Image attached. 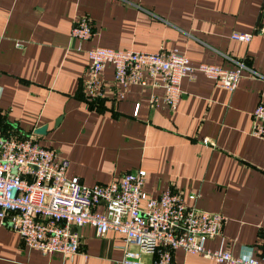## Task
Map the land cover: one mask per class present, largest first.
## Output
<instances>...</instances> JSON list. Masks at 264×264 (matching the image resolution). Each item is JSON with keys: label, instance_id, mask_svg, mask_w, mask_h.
Here are the masks:
<instances>
[{"label": "crops", "instance_id": "1", "mask_svg": "<svg viewBox=\"0 0 264 264\" xmlns=\"http://www.w3.org/2000/svg\"><path fill=\"white\" fill-rule=\"evenodd\" d=\"M80 16L90 22L88 40L70 35ZM232 31L252 36L245 43L231 39ZM93 45L175 48L190 65L244 67L232 91L198 71L183 77L170 110L151 79L121 91L105 65L103 94L90 106L82 81L85 50ZM258 103H264V0H0V132L31 135L67 159L65 177L84 185L143 170L148 195L178 191L186 204L223 214L220 233L204 246L232 256L257 257L264 243V141L249 134ZM40 126L45 132L34 133ZM79 235L71 257L42 254L0 222V264L120 263L122 234L98 236L84 224ZM170 264L228 263L177 248Z\"/></svg>", "mask_w": 264, "mask_h": 264}, {"label": "built area", "instance_id": "2", "mask_svg": "<svg viewBox=\"0 0 264 264\" xmlns=\"http://www.w3.org/2000/svg\"><path fill=\"white\" fill-rule=\"evenodd\" d=\"M70 35L88 40L92 35L89 20L76 18ZM229 36L247 43L252 35L232 31ZM85 52L88 64L82 91L87 100L102 96L100 73L109 65L112 84L119 85L121 91L132 84L146 85L151 79V85L162 89V103L170 110L180 98L183 77L198 71L216 86L232 91L244 67L241 62L232 69L211 63L190 65L186 55L175 48L146 51L93 45ZM155 100L151 95V103ZM136 112L137 106L132 114ZM251 117L249 134L264 141V103L254 107ZM67 165V159L39 145L31 135L0 132V222L27 248L71 257L78 251V228L89 224L98 236L108 230L122 234L119 264H170L171 253L177 248L216 262L264 264V243L257 257L232 256L228 251L206 248L204 242L220 233L224 215L186 204L178 191L167 189L157 196L148 195L142 190L143 170L122 173L106 184L84 185L78 177H65ZM196 197L188 195L192 201ZM98 205H102L101 211L96 210ZM131 245L137 250H130ZM141 254L152 255V259L143 260Z\"/></svg>", "mask_w": 264, "mask_h": 264}, {"label": "water", "instance_id": "3", "mask_svg": "<svg viewBox=\"0 0 264 264\" xmlns=\"http://www.w3.org/2000/svg\"><path fill=\"white\" fill-rule=\"evenodd\" d=\"M45 132V126H40L34 130V133H44ZM79 231V228H78Z\"/></svg>", "mask_w": 264, "mask_h": 264}, {"label": "trees", "instance_id": "4", "mask_svg": "<svg viewBox=\"0 0 264 264\" xmlns=\"http://www.w3.org/2000/svg\"><path fill=\"white\" fill-rule=\"evenodd\" d=\"M86 101H87V103H89L90 106H94L95 103H96V102H94V101H89V100H87V99H86Z\"/></svg>", "mask_w": 264, "mask_h": 264}, {"label": "rangeland", "instance_id": "5", "mask_svg": "<svg viewBox=\"0 0 264 264\" xmlns=\"http://www.w3.org/2000/svg\"><path fill=\"white\" fill-rule=\"evenodd\" d=\"M142 259V258H141Z\"/></svg>", "mask_w": 264, "mask_h": 264}]
</instances>
